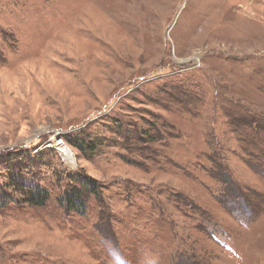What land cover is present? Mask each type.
Listing matches in <instances>:
<instances>
[{
    "label": "rangeland",
    "instance_id": "1",
    "mask_svg": "<svg viewBox=\"0 0 264 264\" xmlns=\"http://www.w3.org/2000/svg\"><path fill=\"white\" fill-rule=\"evenodd\" d=\"M22 148L51 198L0 210V264H264V0H0V156ZM56 168L97 181L84 216Z\"/></svg>",
    "mask_w": 264,
    "mask_h": 264
},
{
    "label": "trees",
    "instance_id": "2",
    "mask_svg": "<svg viewBox=\"0 0 264 264\" xmlns=\"http://www.w3.org/2000/svg\"><path fill=\"white\" fill-rule=\"evenodd\" d=\"M174 93L181 94L180 88ZM178 96L184 98L182 94ZM245 126L246 129L253 128L252 125H248V123ZM161 128L164 134H166L165 131L171 128V125L168 122H164ZM159 129L157 126H154L152 129L139 130L140 133L137 138L156 145L155 142L160 138L158 134ZM255 130L257 129H253V132ZM256 132L258 131H255V133ZM149 133H154V136H148ZM65 140L67 141V139ZM69 141L82 153L89 152V155L93 154L96 149L101 146V139L97 136L91 137L89 134L84 140L74 136V138L72 140L69 139ZM257 145L258 144L254 143V146ZM158 146L164 149L169 148L163 139L159 140ZM251 148L255 147L251 145L246 146V144H244L241 150L246 152ZM151 150L154 151L155 149L151 148ZM45 154L46 152L33 153V150L22 148L12 151L6 154V156L4 155L5 157L0 156V166H6L0 173V177L3 176L5 178L0 183V210L19 209L27 206L43 207L49 202L51 193L47 186V182L45 183L44 181L46 176H42V171L39 170L41 166L46 164ZM141 154L143 155V153ZM150 155L156 156L154 153H150L147 156ZM205 162L209 165L213 164V160L210 158H206ZM183 164L188 166L186 163ZM207 167L208 165L205 166L206 171L204 172L213 176L210 174ZM55 174L57 178L56 181L52 180V187L57 188V182L59 180L64 181L63 184L59 186V189L57 188L59 195L56 200L59 207L66 213H75L79 216H84L88 209V199L91 196L94 197L98 189L97 181L85 176L81 171L67 172V170L64 171L56 168ZM59 175L62 176L59 177ZM58 185H60V183ZM236 195L239 196L241 193L237 192L231 194L232 197Z\"/></svg>",
    "mask_w": 264,
    "mask_h": 264
},
{
    "label": "built area",
    "instance_id": "3",
    "mask_svg": "<svg viewBox=\"0 0 264 264\" xmlns=\"http://www.w3.org/2000/svg\"><path fill=\"white\" fill-rule=\"evenodd\" d=\"M56 142H58V139L56 140ZM62 152H64V153H65V155H66V151H62Z\"/></svg>",
    "mask_w": 264,
    "mask_h": 264
}]
</instances>
